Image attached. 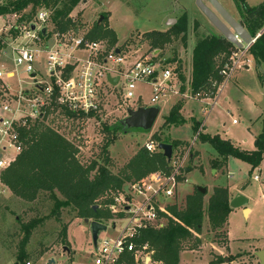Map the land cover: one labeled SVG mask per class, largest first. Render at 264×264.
<instances>
[{
	"label": "rangeland",
	"instance_id": "obj_1",
	"mask_svg": "<svg viewBox=\"0 0 264 264\" xmlns=\"http://www.w3.org/2000/svg\"><path fill=\"white\" fill-rule=\"evenodd\" d=\"M64 1L59 0L53 7L55 0H49L47 7H36L34 10L32 7H28L23 12L28 14L32 11L30 22L35 23L36 27L42 26V29H45L42 41L46 44L44 45L42 42L35 48V52H40L37 64L38 69L43 73H46L43 53L56 42L54 39L56 30H54L52 20L55 10L60 9ZM197 1L81 0L68 16L72 26L66 33L72 35V32L76 30L80 35H86L97 24L98 18L106 15L107 21L100 24L116 34L115 47L123 52L128 63L148 56L152 61L158 53L154 55V52H150L143 42L142 35L151 31L169 29L170 27L166 26L169 20H174L176 23L182 16H186V34L181 35L177 41L166 47L156 61V63L160 60L163 61V66L173 72V82H175L173 90L178 92V95L166 92L164 96H159V101L154 106L159 107L160 113L150 132L142 133L136 130L127 134H122L119 130L113 133L105 132L106 129L119 125V122L126 117L127 109L135 110L138 107L153 106L150 103L152 87L145 83L136 84L133 92L134 97L129 101L123 99L122 83L114 89L102 85L98 89L101 113L79 117H66L45 97L40 96V99L46 102L49 111L48 115L42 119L45 116V112L42 110L43 116L38 118L37 122H43L44 125L77 146L79 149L77 159L84 166L93 161L103 165L105 142L115 137L116 140L106 148V156L108 155L109 161L108 169L115 175L140 149H144L143 145L153 136L159 137L162 144L170 145L172 141L179 140L184 143L181 147H185L187 144L194 143L191 150L192 159L187 165L188 169L193 171L186 176L187 182L177 187L168 207L176 205L178 208H182L185 197L192 194L198 187L206 189V195L203 198L204 207H206L213 188L230 184L235 186L247 182L250 185L246 187L245 194L250 197L251 201L248 205L249 214L247 216L242 211L230 213L228 216L226 228L227 237L230 239V254L224 252L221 255L211 254L213 257L209 255V253H214V250L210 249L211 247L222 248L224 251L227 243L224 232L221 229L213 230L205 217L202 223V232L199 235L203 246L197 252L189 250L181 252L179 264H210L212 261H217V258L219 263L216 264H257L256 256L254 257L255 252L262 250V244H264V159L259 167L251 170L246 163L231 158L227 166L228 174L216 173L218 170H213L211 165L216 153L208 144H200L199 140H194L193 127L195 123L203 125L204 121L206 129L203 128L202 134L218 135L237 147L239 145L252 150V141L261 133L264 120V66L259 70L247 54L244 59L250 62L249 69H239L235 72L233 78L223 87L222 95L216 100L210 112L211 102H201L192 97L190 90L192 51L198 40L220 36L199 10ZM216 1L235 21L241 23V14L233 0ZM204 3L208 6L206 2ZM246 4L252 8L264 4V0H246ZM41 9H46L49 17L44 24L36 22V15ZM21 15L0 17V68L6 67L11 70L14 59L13 49L28 44L23 39L22 31L17 28L21 23H24L18 22ZM167 16L170 17L169 20H165ZM196 24L198 25L197 29H194ZM60 40L63 41V39ZM29 46L34 48L30 43ZM237 50L239 49L232 50L230 55L238 53ZM76 57L85 59L86 55L80 53ZM219 59L222 61L224 58ZM172 60L173 62H170ZM226 61L227 59H224L222 63L224 64ZM217 62L220 63V61ZM222 63L221 65H223ZM178 67L181 68L185 79L184 83H180L176 77L175 70ZM32 78L24 73L23 67H16L14 79L11 78L5 82L8 89L4 87L3 82L0 83V98L4 97L3 93L5 92L7 98L2 100L9 99L8 102L11 100L12 103L19 91H22V96L26 97L25 100L29 103L39 96L34 90ZM36 79H39V74ZM41 79L44 82L49 80L42 75ZM181 87H183L182 93L186 97L180 94ZM201 95L204 98V94ZM225 98L226 101H224ZM179 103L182 105L179 114L184 123L179 126L165 125V118L169 111ZM200 168L202 172H200ZM228 176H231V180H228ZM254 176L259 177V183L253 181ZM57 197L62 200L61 197ZM52 212L53 202L49 200L47 194L39 195L32 203L16 199L9 190L2 194L0 196V264H16L19 243L23 237L22 225L31 220H37L38 224L32 229L30 240L25 248L28 258L19 263L30 261L31 264H48L53 261V264H78L85 262L93 250L88 225L84 223V220L75 219L70 208L60 210L59 222L55 220ZM110 222L105 221L106 232L101 236L110 237L113 234ZM65 225L66 241L62 243L59 233L62 226ZM120 225L121 223L116 224V228ZM64 248H67L68 254L63 251ZM229 259L234 260L229 262ZM224 260H227L228 263Z\"/></svg>",
	"mask_w": 264,
	"mask_h": 264
},
{
	"label": "trees",
	"instance_id": "obj_2",
	"mask_svg": "<svg viewBox=\"0 0 264 264\" xmlns=\"http://www.w3.org/2000/svg\"><path fill=\"white\" fill-rule=\"evenodd\" d=\"M233 1L241 14L240 24L255 39L248 50V54L257 68L263 67L264 4L251 8L246 4V0ZM58 2L59 0H55L53 7ZM79 2L81 0H65L62 7L55 10L52 20L54 30H56L54 33L65 34L71 29L72 22L68 16ZM47 6H49V0H5L0 4V17L22 14L18 22L28 23L32 11L24 14L26 8L32 7L34 10L36 7ZM103 21H107L106 15H103ZM197 26L196 24L194 29H197ZM186 27V16H182L166 31H151L142 35L143 42L150 52L158 51V55L152 60V63H156L160 53L166 47L177 41L181 35L186 34ZM85 38L90 41H106L108 49H112L117 43L116 34L103 24H95L85 35ZM234 49H236L235 46L221 35L197 41L192 51L190 79L192 95L207 90L210 79H215L218 83L221 82L222 79L218 76L221 63L224 59H228ZM221 57L224 58L222 61L219 59ZM175 72L180 83H184L185 79L181 73V68L178 67ZM183 91L184 89L181 87L180 93ZM181 108L180 103L171 108L165 118V125L179 126L184 123L179 114ZM47 114L48 111H46ZM68 116L75 117L69 113ZM198 127L199 123H195L194 133L197 132ZM116 130L122 134L131 132L121 129L118 124L114 128L106 129L105 132L113 133ZM23 137L26 138L25 148L15 162L2 174L1 181L13 197L26 203H32L39 195L47 194L49 200L53 202L52 215L57 222L60 220V210L65 208H70L74 218L78 220L97 223L108 221L112 216L107 207L113 203L115 193L122 192L124 187L138 183L150 174L168 173V163L162 153L151 154L145 149H140L118 174H112L108 169L109 161L108 155L106 156V148L116 140L115 137L105 142L103 149L105 152L104 164L99 165L93 161L87 166L82 165L77 159L78 147L58 132L44 125L43 122L35 123L33 127L23 133ZM151 139L162 144L157 136H153ZM198 140L200 144H208L220 158L211 161L213 170L225 168L229 158L246 163L253 170L259 167L264 155V120L262 131L254 140L253 151L240 150L229 140H224L218 135L209 136L201 133ZM183 144L179 140H174L170 145L175 149ZM199 170L202 172L201 168ZM205 195L194 189L192 194L185 197L182 208H178L176 205L168 207L173 219H169L163 228H148L142 231V241L149 244L155 260L163 264H178L179 254L182 251L197 250L201 243L198 236L202 232V223L205 217L213 230L224 227L229 214L232 212L229 208L230 194L228 189L213 188L206 207H204L203 202ZM57 196L61 197L62 200H59ZM94 207L97 208L94 209ZM37 224V220H31L22 225L23 237L19 243L16 264H20V261L28 258L25 248L30 240L31 231ZM59 234L62 243H65L66 225L62 226ZM216 260L210 264L219 263V260ZM233 260L229 259V262Z\"/></svg>",
	"mask_w": 264,
	"mask_h": 264
},
{
	"label": "built area",
	"instance_id": "obj_3",
	"mask_svg": "<svg viewBox=\"0 0 264 264\" xmlns=\"http://www.w3.org/2000/svg\"><path fill=\"white\" fill-rule=\"evenodd\" d=\"M4 1L0 0V4ZM48 18L47 10L41 9L36 15V22L44 24ZM32 26L34 29H31ZM17 28L22 31L23 39L28 44L13 49V68L11 70L6 67L0 68V83L3 82L4 87L8 89L5 82L14 79L16 67H23L24 73L28 77H33V87L39 96L29 103L25 100L26 97L22 96V91H19L12 103L11 100L8 102L9 99L2 100L7 98L5 92L4 97L0 98V196L8 191L1 181L2 174L25 148L26 138L23 137V133L43 116L42 110L45 112L42 119L46 117V111H49L46 102L42 101L40 96L45 97L66 117H69L68 113L79 117L101 113L98 89L102 85L114 89L122 83L123 99L129 101L134 97L133 92L137 83L150 84L153 92L150 103L153 106L159 101V96H164L166 92L178 95V92L173 90L175 83L173 72L163 66V61L152 63L148 56L128 63V59L119 48L108 49L106 41H90L76 30L72 35L54 33L55 44L43 53L46 72L43 73L37 64L40 52H35V48L42 42L46 44L42 41L44 40V35L41 34L42 26L36 27L35 23L24 22ZM29 43L34 48H31ZM251 45H243L237 50L238 53L228 57L218 71V76L222 79L220 83L210 79L207 90L191 96L201 102H211L209 105L211 108L214 98L233 78L235 72L249 67L250 62L244 57ZM80 53H84L86 58L76 57ZM37 74L39 79H36ZM41 75L46 76L48 82L41 81ZM108 76L118 78L116 86L107 82ZM180 94L186 97L183 93ZM201 94H204V98ZM202 131L203 125H199L197 132L194 133V140H198ZM158 145L156 141L148 139L143 148L151 154L161 153ZM193 145L194 143H191L185 147L172 148L173 155L168 163V173L150 174L140 182L127 186L128 193L123 189L122 192L113 195V203L107 207L112 216L108 221H111L109 225L113 234L109 237L101 236L106 231L100 233L95 247L92 245L93 250L87 260L78 264H163L153 258L149 244L142 241V231L148 228L161 229L169 219H173L168 211V204L174 197L177 187L187 182L185 171L192 159ZM253 179L257 181L258 177L255 176ZM118 223L121 225L116 228ZM101 224L105 227L107 225L105 221ZM22 264L31 262L26 261Z\"/></svg>",
	"mask_w": 264,
	"mask_h": 264
},
{
	"label": "water",
	"instance_id": "obj_4",
	"mask_svg": "<svg viewBox=\"0 0 264 264\" xmlns=\"http://www.w3.org/2000/svg\"><path fill=\"white\" fill-rule=\"evenodd\" d=\"M206 2L208 4L205 5ZM197 5L202 14L206 17L208 22L216 29V31L225 40L234 45L237 49H241L243 45L253 44L255 39H253L246 29L237 21H235L220 5L216 0H198ZM103 17L100 16L97 20V24H100ZM175 24L174 20H170L168 24L169 27ZM31 29H34L32 26ZM41 34H45V29H42ZM118 53V51H116ZM155 51L154 54H157ZM247 68V67H245ZM107 82L115 86L118 82V78L107 77ZM160 113V109L157 106L150 107H138L135 110L127 109L126 117L119 122L121 129L125 131H142L148 133L151 131L153 125L155 124ZM158 150L162 153L163 157L166 159L167 163L170 162L173 155L172 146L169 144H159ZM193 170L186 169L185 175H189ZM196 191L202 195H205L206 189L198 187ZM124 192L128 193V187H124ZM248 204V199L241 194H236L229 202V208L231 210H237L246 207ZM97 207H94L96 209ZM89 227L91 243L95 247L97 237L100 233L105 232V225L97 222L84 221ZM67 254L69 251L67 248L63 249ZM256 258L258 259V264H264V250L256 253ZM48 264H53L50 261Z\"/></svg>",
	"mask_w": 264,
	"mask_h": 264
},
{
	"label": "crops",
	"instance_id": "obj_5",
	"mask_svg": "<svg viewBox=\"0 0 264 264\" xmlns=\"http://www.w3.org/2000/svg\"><path fill=\"white\" fill-rule=\"evenodd\" d=\"M108 17H109V14H108ZM170 19V17H166V19L165 20H169ZM170 23V20H169V22L166 24V26L168 25ZM166 30H168V29H165V30H163V31H166ZM261 68L262 67H260V68H258L259 70H261ZM245 70H248L249 69V67L248 68H244ZM227 84V83H226ZM225 84V85H226ZM223 89V88H222ZM222 93H223V90H221V91H219L218 92V95L214 98V102H213V105H212V107L210 108V110H209V112L211 111V109L213 108V106L215 105V102H216V100L222 95ZM224 101H226V98L224 99ZM203 128H204V130L206 129L205 128V126H204V121H203ZM254 140H255V138L253 139V143H254ZM235 146V145H234ZM237 147V146H236ZM238 148L240 149V150H243V151H253L254 150V145H253V149L251 150L250 148H242V147H240L239 145H238ZM214 159H220L219 157H218V155L216 154V156H214ZM230 159L231 158H229L228 160H227V164H226V167L225 168H223L222 170H218V171H216V173H221L222 175L223 174H228L227 173V166H228V162L230 161ZM263 159H264V155H263ZM262 159V160H263ZM250 167V166H249ZM231 176H228V180H231V178H230ZM255 177V176H254ZM253 177V178H254ZM253 181L254 182H256V183H259L260 182V179H259V177H258V180L257 181H255L254 179H253ZM248 185H250V183L249 182H247V183H241V184H239V185H235V186H233V184H230V185H226V186H222L223 188H227L228 189V191H229V194H230V200L236 195V194H241L242 196H244L245 198H247L248 199V204H247V206L246 207H244V208H241V209H237V210H232V212L231 213H235V212H237V211H242V212H244L245 213V216H247L248 214H249V208H248V205L250 204V201H251V199H250V197L249 196H247L246 194H245V189H246V187L248 186ZM220 187V186H219ZM230 200H229V202H230ZM228 220V219H227ZM226 226H227V223L224 225V227L221 229L223 232H224V236H225V241H226V243H227V246L226 247H224L225 248V250L224 251H222V248L221 249H219V248H217V249H215L214 247H211L210 249L211 250H214V253L212 252V253H209V255L211 256V257H213L211 254H216V255H221V254H223L224 252L225 253H229V244H230V239H228V237H227V228H226ZM198 238H200L199 236H198ZM200 246H199V248L197 249V250H192L191 252H197V251H199L200 249H201V247L203 246V244H202V241L200 240ZM264 244H262V250H264ZM213 248V249H212ZM262 250H260V251H262ZM183 252V251H182ZM216 252V253H215ZM259 252V250H256V252H255V255H254V257L256 256V253H258ZM230 254V253H229ZM218 259V258H217ZM256 259V261H257V264L259 263L258 262V259L257 258H255ZM211 261V260H210ZM226 263H228V261L227 260H224ZM179 264V263H178Z\"/></svg>",
	"mask_w": 264,
	"mask_h": 264
}]
</instances>
